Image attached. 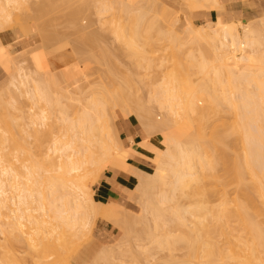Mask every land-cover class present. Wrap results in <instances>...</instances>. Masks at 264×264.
I'll return each mask as SVG.
<instances>
[{
	"label": "bare ground",
	"instance_id": "1",
	"mask_svg": "<svg viewBox=\"0 0 264 264\" xmlns=\"http://www.w3.org/2000/svg\"><path fill=\"white\" fill-rule=\"evenodd\" d=\"M183 1L189 10L192 8L199 11H216V19L201 26L186 17L187 24L183 31L178 33L174 28L179 18L176 16L170 20L171 9L164 4L156 5L153 0H93L95 13L100 19L118 11H124L125 15L130 14L129 11L135 16L139 14L135 19L131 37H127L122 31L120 33V25V28L117 26L118 34L117 29L114 32L119 41L125 44L134 66L148 70L153 66L158 65L159 68L171 62V71L164 73L160 80L157 79V83L146 93L147 101L151 104L141 105L138 97H133L132 101L139 112H128L137 120L139 133L142 135L139 143L135 142V149L152 164L150 172L126 162L127 158L134 157V149L129 147L133 140L121 139L118 126L114 125L111 130L109 125L110 117L114 121L117 118L115 109H120V106H124L120 112L126 118L124 110L127 109L130 99L126 91L112 92L103 89L99 96L92 97L77 118L72 120L66 116L67 111L61 105L63 78L58 82L54 72L51 73L50 79L48 74L51 83L47 82L45 86L53 87L57 94L55 97L48 96L47 92L51 90L45 92V86L42 88L30 71L25 70L26 67L15 66L14 62L12 63L15 59L11 60L12 54L7 52L10 63L4 68L8 71V79L0 87V205L4 201L6 206L7 201H10L13 208H8L4 218L5 214L0 212V219H4L3 222L0 221L3 229H8L5 232L9 234L18 229L21 233L23 231L29 253L36 259L35 264H47L44 263L47 260L43 261L45 255L49 252L56 255L59 251L58 246L63 241L59 228L61 226L70 230L76 227L92 228L97 219H102L118 228L125 242L129 241L126 239L134 226L129 222L132 220V214L127 211V220V213L121 204L116 201L95 200L90 188L91 181L95 182L101 171L115 168L128 171L136 177V184L125 191L129 196L135 192L139 194L142 211L141 216H137H140V221L142 219L141 223L148 225L151 221L153 226L148 225V228L154 227L153 231L160 230L159 234L155 231L156 234L151 236L152 243L157 245L156 248L166 246L162 250H172L178 243L183 249L180 259H173L170 251H167V257L159 260V264H264V52L260 50L264 41V20L255 23L240 18L236 22L224 20L220 11L222 6L218 0ZM14 2L15 0H0V27L19 28L25 32L27 28L24 26H29L35 18V13L21 19L10 9ZM76 14L71 13V18H75ZM35 15L41 17L42 13ZM148 15L150 18L146 20ZM42 18L44 17L39 18V24L34 20V25H41L43 20L45 22V18ZM106 20L105 22H108ZM146 21L149 22V27H153L155 23L156 27L161 23L169 27V30L158 34L157 40L161 41L160 44H155L147 33L143 40L137 41L138 27ZM71 22L73 23V20ZM36 28L40 30L43 27ZM160 30L158 27V31ZM44 31L38 34L40 42H36L34 38V45L25 47V58L29 57L31 60L42 57L45 60L43 48H40V51L38 47L42 42V46H45L48 44H45L46 41L54 38H51L50 34L45 35ZM156 45L159 47L156 48ZM158 48L162 54L155 57L151 55L154 51H159ZM204 49L211 51V56L208 52L209 59ZM22 53L18 54L21 56ZM180 72H184L183 76ZM191 73L196 75L194 79L189 77ZM68 82L70 86L75 87L79 85L80 80L73 78L68 79ZM112 82L111 85L114 83ZM41 85L43 86L42 83ZM117 88L119 89H114ZM5 96H9V99H5ZM17 96L30 103L27 125H30L29 128L33 126V130L34 127L38 128V124L44 126V122L48 121L46 119L51 116L48 113L51 110L47 109L53 107L54 111L59 113V116L57 114V117H51L57 118L56 122L59 121L60 128L56 130L50 146L47 147L48 163L43 169L31 162L25 142L15 139L17 134L12 128L19 132L25 131L23 117L11 115L12 118L11 113L9 114V107L14 111H21V107L17 105ZM152 103L164 113L163 121L154 118ZM223 110L231 113L233 122L217 124L211 121L213 116L221 114L220 111ZM54 111L52 110L53 113ZM50 123L49 129L53 130V120ZM35 133L34 140L39 142L37 131ZM233 133L237 134L236 138L240 141L242 166L244 173L248 175L249 183L244 184L242 188L237 186L239 189L235 188L234 195L229 194L224 187L205 186L202 185L203 180L201 181L202 176H208L210 180L212 175H216V165L225 157V148L229 145L228 137ZM125 142L129 145L125 146ZM9 156L16 161L23 159L21 172L15 170ZM43 187L49 189L46 195L43 194ZM7 191H12L13 198L7 197ZM28 203H31L29 206L33 208H27L25 205ZM32 203H35V206ZM3 229L1 230L0 225L1 232H4ZM151 233H146L147 240L150 239ZM119 240L122 245L124 241L120 238ZM115 244H112L113 249L120 246ZM112 245L107 247L108 251L101 249L97 257L107 254ZM122 250L125 251L124 247ZM110 253L104 257L108 258ZM48 257L47 254L46 258ZM55 259L54 263L59 262L58 257ZM61 264L69 263L65 261Z\"/></svg>",
	"mask_w": 264,
	"mask_h": 264
},
{
	"label": "rangeland",
	"instance_id": "2",
	"mask_svg": "<svg viewBox=\"0 0 264 264\" xmlns=\"http://www.w3.org/2000/svg\"><path fill=\"white\" fill-rule=\"evenodd\" d=\"M153 1L156 2L155 3L156 5L164 4L171 9V11H169V12H171V15H170L171 19L170 20H172V18L175 19L176 16L179 18V21L175 25V28H174L175 31L178 33H181L183 31L185 25L187 24L185 21L186 17L190 18V20L193 21V23L196 25H201V24L203 25L205 23L207 24V23H210L211 21H213L214 19H216V11H214L215 12V18L209 19V18H206V15L210 12L209 9L199 11V10H195V9L191 8L192 10L191 9L189 10V7H187V5L184 3L183 0H153ZM218 2L222 6V8L220 7V9H221L220 11L222 12L224 20H229V21L231 20L233 22H236L240 18V19H244L248 22L250 21V22H254V23L259 21V20H264V0H244V1L243 0H218ZM50 4H52V5H50ZM11 6H12V8H10V9L12 10V13L17 14L21 19L24 17H27L29 15L31 16L34 13L35 14L42 13L41 17L43 16L45 18V22H43L44 21L43 20V21H41V25H39V26L37 24L34 25L33 22L37 16L34 14L33 17H35V18L33 21H31L29 23V26L27 25L28 27L25 25L26 22L24 23V25H25L24 28L25 27L27 28V29L25 28L27 30V31L24 30L25 32H23L22 29H19V28L4 29V28L0 27V86L3 83H5L8 79V71L5 68H6V65H8V62L10 59L9 55L12 54L10 56L11 60H12V58H13V60L15 59L14 61H12V63L14 62L13 64L17 67L18 66H21L24 68L26 67L27 69H25V70L30 71V73L33 75V77L35 79H37V81H39V84L42 88L45 86V84H47V82L49 84V82H50L49 79L51 78V73H53V72H54L53 75L55 76V78L57 77L56 80L59 79V80H57L58 82H61L62 78H63L62 84H63L64 89H63V92H62L60 99H61V105L66 109V111H67L66 116L69 119H72V120L76 119L77 116L79 115V113L81 111H83L84 107L87 105V102L92 97L97 96V95L99 96V94L103 91V89L104 90L106 89L108 91L111 90L112 92L123 91L125 93V91H126L127 92L126 94H128L130 96V99L127 102V107H126L127 109L125 108L126 110H124V111H126L125 116H126V118L130 116L129 118H131L138 126V122L135 119V117L134 116L131 117V115H129V113H134V112L138 113L139 112V109L136 107L135 103H133L132 98L138 97L137 100L139 103H141V105L142 104L144 105L146 103H148L147 105H150L151 103H149L147 101V98H146L147 97L146 93H148V89L151 86H153L155 83H157V79L160 80L162 78V75H164V73H166L167 71L170 72L171 68H172L171 62H167L166 65H163L159 68H158V65L153 66L155 68L152 67L148 70H145L143 68H137L132 63L131 55H129V53H128L129 51L127 50L125 44L122 43L123 41L122 42L119 41L118 37L115 36L116 33L114 34V32L117 29L116 32L118 34V30H119L118 25H120V27H121L120 33L122 31V33L125 34L127 37H131L133 35V32H132L133 29L132 28L134 26L135 19H136V17H138L139 14L137 16H135V15H133L132 11H129V13L130 12L131 13L127 14L128 15L127 16V15H125L124 11L123 12L118 11L116 14H114L115 16L114 15H106L104 18L102 17L100 19L95 13V9L93 7L94 6L93 0H15V2L11 4ZM38 9H40V10H39V12L36 13V11ZM42 11H44V12H42ZM43 13H44V15H43ZM71 13H77L76 17H75L76 19L71 18V15H70ZM135 14H137V13H135ZM149 15L146 18V20L149 19L150 16H153V15H150V16ZM196 15L201 17V18H204V20H202V21L197 20ZM38 17H39V15L37 16L38 20L37 19L35 20V22L37 21L36 23H38V22L40 23L41 17H39L40 19ZM106 17H108L110 20H108V18H106ZM145 17H146V15H145ZM44 18H42V19H44ZM105 19H107L106 21H108V22H105ZM153 19H152V21H154ZM72 20H73V23L71 22ZM118 21H119V23H117ZM112 23L114 25H112ZM147 23H149V22H147V21L142 22L141 26L138 27L139 29L137 28L138 33H139L138 34L139 38L137 37V41L143 40L142 39L143 36L147 33V34L151 35L152 40L155 44H160L161 41L157 40L158 34L160 32H164V31L169 30V27L166 25L163 26V24L161 23V25H158V27L161 30L158 31V27H156V23L153 24V27H149L150 25ZM115 25H116V27L117 26L118 27L116 28ZM36 26L37 27L41 26L43 28L39 30L36 28ZM107 26H109V27H107ZM44 27L46 30L44 29ZM110 27H111V30H110ZM37 30H38V32H37ZM42 30L43 31L45 30L44 31V32H46L45 35L50 34V35H52L51 38H54V39H51L49 42H47V41L45 42V44L48 43L49 45L46 44L45 46L44 45L42 46V43H43L42 42L40 44V46L38 47L40 51L42 50L40 48H43L42 53L45 56V60H44V58L42 59V57H37V58L31 59V60L29 59L28 56H27L28 59L25 58L27 55V54L23 55L26 53V50H27L26 49L24 51L25 47L26 46L28 47V45H31V44L34 45L33 44L34 38L36 39V42H40L41 39L38 36V34ZM13 31H21L23 34H27L28 36L26 38H20L19 39L21 42H19L20 45L18 46V48L17 47H11L9 49V43H10L9 35H11V33ZM44 32H43V34H44ZM77 32H79V33L76 35ZM89 34H91L93 36H90ZM55 36H57L58 38H56ZM49 37L50 36H48V38ZM46 39H47V37H46ZM120 40H122V39H120ZM21 45L23 47H21ZM32 45H31V47H32ZM155 47L157 48V47H159V45H156ZM260 47H261L260 50L262 52H264V41ZM21 48H22V50H20ZM18 50L21 51V52H18L19 54L22 53V51H24V53H22L23 57H22V55L20 56L16 52ZM204 50H203V52H204ZM209 50H211V49L209 48ZM7 52L10 54L8 55ZM14 52L17 54H15ZM105 52H107V54ZM208 52L211 56V51L205 50L204 53H207V57L209 59ZM194 53H196V49H195ZM159 54H162V51H160V49H159V51H156V52L154 51L153 53H151V55H153L154 57L158 56ZM15 55H16V58H14ZM18 55H19V57H17ZM195 55L197 56V53ZM185 56H186V54H185ZM183 58H182V61L184 60ZM108 60L110 61V63ZM156 61L157 60H154V62H156ZM45 63L48 64V66ZM48 69H49V71H48ZM46 73H47V75H46ZM48 74L50 75V77ZM183 74H184V72H183ZM183 74H182V76H183ZM47 76L49 77V79ZM184 76H186V75H184ZM195 76L196 75H193L192 73L189 75V77L191 79H194ZM58 77H60V78H58ZM73 78H78V80H80V82L78 83L79 84L78 86L72 87L69 85L68 79H73ZM184 79H185V77H184ZM112 80L114 83L112 82ZM111 82L113 83V85H111ZM41 83L43 84V86L41 85ZM47 86H45V87H47ZM45 87L43 88V90H45V92H47L48 90H51L50 92L49 91L47 92L48 96H53V95H54V97L57 96V94H55V92H54L55 89L53 87L48 86L46 89H45ZM115 87H119V89L118 88L114 89ZM130 87H131V89H130ZM48 93L49 94L51 93V95H49ZM16 98H18L17 99V105L19 108L21 107L20 110L22 112L18 111L19 112L18 113L17 111H14L9 107V111H10L9 114L11 113L10 117H12V116L15 117L16 115L18 117H20V116L23 117L22 122H24L23 127H25V131L19 132V130H15L14 128H12L13 132H16V134H17L15 136V139L18 138L17 140L25 142V148L27 149V151L31 157V159H30L31 162L38 164L39 166L42 167L41 169H43L45 164L47 165V163H48L47 154H46L48 152L47 147L50 146L51 141H52L54 135L56 134V130L58 131L60 128L58 126V125H60L59 121H57L58 123L56 122L57 118L56 119H52V118L59 116V113L57 111H54L53 107L50 109L48 106H45L43 103V105L46 108H49V109H47L48 111L51 110L48 112L49 116L50 115L51 116L48 119H46L49 122L46 121V122H48V124L46 122H44L45 123L44 126H42V125L40 126L38 124L37 125L38 128L34 127V130H33V129H31V127H33V126H31L29 128L30 125L29 126L27 125V122H28L27 112H28L29 106H30L29 101L24 99L23 97H19V96H17ZM5 99H9V96H5ZM142 99H143V101H142ZM41 106H42V104H41ZM120 107H119L120 109H118V108L115 109V112L117 115V118L115 119V121L113 120L112 117H110V120H109V125L111 127V130L113 129L114 125L118 126L119 136H120L119 121L122 118H124L120 112V111H122L121 110L122 108L124 109V106L123 107L120 106ZM143 107H147V106H143ZM156 107H157V105L152 103L151 108L153 109V116L157 121H163L164 113H162V111H160L159 109H157L158 107L157 108ZM42 108H43V106H42ZM224 109H226V108H224ZM52 110L54 111V113L52 112ZM7 111H8V108H7ZM12 111L14 114L12 113ZM220 112H222V113L221 114L219 113L218 115L213 116L211 118V121H214L217 124L218 123L230 124V122L234 121V117L227 110H223ZM28 114H29V112H28ZM9 119H11V118H9ZM52 120L54 123L53 124V126H54L53 130L49 129L50 124H51L50 122ZM34 131L35 132L37 131V135L39 137V142L34 140V137L36 135V133ZM38 131H40V132L38 133ZM23 132H26V133H23ZM41 133H42V135H41ZM236 136H237L236 133L229 135V137H228L229 145L225 148V152H224L225 157H223V159L218 161V164L216 165V168L214 170V174H216V175L214 177H213V175H212V177L210 176L212 178L210 180H208L209 179L208 176H202L201 177V178H203V179H201V181L203 180L202 185L205 184V186L216 185L217 187H224V188H226V191L229 194L233 193L232 195H234V191L236 192L235 188L237 186H239V188L240 187L242 188L245 186L244 184L248 183V180H247L248 175H246V173H244V169L242 166L243 165V159L241 158L242 157V155H241L242 148L239 145L240 141L238 138H236ZM128 138L132 140L131 136H129ZM141 139H142V135H141ZM138 143H139V141H138ZM135 144H137V143L131 142L129 145V147H133V149H134V150H132L133 151L132 154H133L134 158H137V157L144 158V156L141 154V152L136 151ZM9 159L11 160L10 163L12 164V166H14L15 170L17 169L18 172H21L22 171L21 160H23V159L16 161L11 156H9ZM1 167L2 166H0V168ZM149 168H148V172L152 171L153 166L151 163H149ZM114 170L118 171L119 169L115 168ZM125 172H128V171H125ZM239 174H240V176H239ZM243 174H245V175H243ZM237 177L239 178V181H238L239 183L237 182V180H238ZM243 178H246V179L243 180ZM206 181H209V182H206ZM91 182H92V183H90L91 185L95 183L94 181H91ZM240 183L242 184L241 186H240ZM248 185H249V183H248ZM90 188L92 189L91 186H90ZM239 188L237 187L236 189H239ZM42 189H43L42 191H44V190L46 191V192L44 191V193H43L44 195H46L49 191V189H47L46 187H43ZM219 189H221V188H219ZM123 191L124 192H123L122 196L120 197V199L117 202L124 207L125 212L127 213V214L125 213L127 215V220H129V218H128L129 213H130V215L131 214L133 215V216L132 215L130 216L131 217L130 219H132V220H130L129 222H131V224L134 226L132 227L131 233L129 232L130 236H128V239H126V241L127 240H129V241L125 242V240H123L121 238L123 236H121L122 233L119 231V229L116 228L115 226H113L111 223H110L111 224L110 225L109 222L107 223V221L102 220V219L96 220L94 223V226L92 228L76 227L75 229L70 230V229L66 228L65 226H61L59 228H60V232H61L63 241H62L61 245L58 246L59 248L57 247L59 249V251H57V253L59 252L58 256H56L57 253H56V255H53V254H50V252H49V253H47L49 256L48 258H46L47 254L45 255V258H44L45 260H43V261L47 260V262H44V263L49 264V261H51V262L53 261V263L50 262V264H61L62 262L67 261L69 264H120V262H121V264L122 263L123 264H159L160 263L159 260L162 261L163 259H165L167 257V255H168V253L166 254L167 251L168 252L170 251L169 254L172 256L173 259H180L181 255L183 254V252H182L183 249L180 247V244H178V243H176L174 245V248H172V250L171 249L170 250L167 249V251H166V249L162 250V248L163 247L166 248V246L156 248L157 245L155 244V242H153L155 245L152 243L153 237L151 239V236L152 235L154 236V234H156L155 231H157V230L153 231L154 227L148 228V225L153 226V223L151 221H149L148 225H146L145 223L142 224L143 221L141 219V221H142V223H141L140 218H139L141 216L140 214L142 211V207H141L140 202H139L140 201L139 196H138L139 194H137L135 192L137 195L134 193V194L129 196L128 193L125 191V189H123ZM10 193L9 192L7 193L8 194L7 197L9 196L10 198L11 197L13 198V196H12L13 193H11V194ZM14 195H15V192H14ZM183 201H185V198L183 199ZM186 201H187V199H186ZM2 203H4V204H2ZM2 203H1V205H3L4 207L2 208L0 205V208H1L0 212L3 211V213L5 214L3 216V218H4L6 216V214L8 213V210L10 208H13V207H12V204L10 201H7L6 206H5L6 202L3 201ZM29 204H31V203H28V205L26 204L25 206L27 208H29L30 207ZM32 204H34V206H35V203H32ZM7 205H8V207H7ZM50 215L52 216L51 212H50ZM126 215H124V216L126 217ZM137 215H140V216L138 217ZM148 219H149V217H148ZM0 220H2V222H3L4 219H0ZM134 221L136 223H132ZM2 222L0 221L1 230L3 229ZM26 225H27V223H26ZM143 226L145 228L147 226L146 229L148 231ZM149 229H151V231ZM1 230H0V232H1ZM7 230L8 229H5L4 232ZM158 231H160V230H158ZM158 231H157V234H159ZM2 232L0 233V264H8V261L10 262L9 264H35L36 259L34 260L33 258H35V257H31V253H29L30 250H29V247L26 244V240H25L26 235L25 236L22 235L23 231L21 233L20 229H18V230L12 231L10 234H9V232H5V233L4 232L2 233ZM148 232L153 233V234L152 233L149 234L151 240L149 239V235H148L149 240L146 239V235L148 234ZM6 236L7 237L9 236V237L7 238ZM57 238H58V236L56 235V239ZM119 238L122 241H124L123 244L124 243L126 244V245L124 244L125 246L122 244L125 251L122 250L123 247L120 244L121 241L119 240ZM116 240L118 242L119 241L120 242L117 243ZM115 243L117 245L120 244V246L118 248L114 247V249H113L112 247L114 245H112V244H115ZM128 243H130V245ZM116 244H115V246H117ZM110 245H112L110 247V249L111 248L112 249L111 250L109 249V252H107V254H105V255H108L111 252L110 253L111 255L108 258L104 257L105 255H103L102 257H97V254L101 249H107V251H108V248ZM140 246H142V248ZM175 246H176V248H175ZM159 248H161V249H159ZM145 249L146 250L149 249L148 252ZM120 251H122V253ZM112 252L114 253V255ZM51 255L54 257V259H55V257L56 258L58 257L59 262L54 263V261L55 260L57 261V259L52 260L53 257L51 258ZM112 255H113V257H112ZM120 255H121V257H120ZM146 258H147V260H146ZM1 261H4V262H1ZM60 261H62V262L60 263ZM176 261H178V260H176Z\"/></svg>",
	"mask_w": 264,
	"mask_h": 264
},
{
	"label": "crops",
	"instance_id": "3",
	"mask_svg": "<svg viewBox=\"0 0 264 264\" xmlns=\"http://www.w3.org/2000/svg\"><path fill=\"white\" fill-rule=\"evenodd\" d=\"M206 18L214 19L215 12L210 11L206 15ZM197 20L202 21L204 20V18L197 16ZM27 36H28L27 34H23L21 31H13L11 35H9L10 37L9 49L11 47L18 48V46L20 45L19 42H21L19 39L26 38ZM129 122L131 125L129 124ZM119 127H120L119 137L121 139H124V138L126 139L129 136H131L134 143L141 140V135L139 133V127L131 118L129 117L122 118L119 121ZM124 145L128 146L129 143L125 142ZM147 161L148 160L141 158V157H137V158L129 157L126 159V162L128 164L138 169H141L143 171H148L149 161L148 162ZM136 182H137V179L134 175H132L131 173L125 172L123 170H118V171L114 169L103 170L101 171L99 176L96 178L94 185L93 184L91 185V187H93L92 197L95 200L100 201V202H108V201L117 202L124 192L123 189L132 188L136 184Z\"/></svg>",
	"mask_w": 264,
	"mask_h": 264
}]
</instances>
